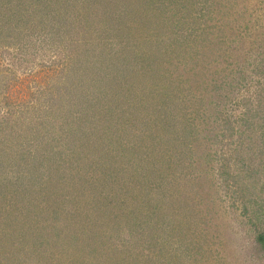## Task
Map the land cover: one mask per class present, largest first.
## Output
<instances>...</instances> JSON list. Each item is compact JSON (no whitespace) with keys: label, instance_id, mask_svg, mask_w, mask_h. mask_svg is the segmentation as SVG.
<instances>
[{"label":"rangeland","instance_id":"1","mask_svg":"<svg viewBox=\"0 0 264 264\" xmlns=\"http://www.w3.org/2000/svg\"><path fill=\"white\" fill-rule=\"evenodd\" d=\"M260 234L264 0H0V264H264Z\"/></svg>","mask_w":264,"mask_h":264},{"label":"trees","instance_id":"2","mask_svg":"<svg viewBox=\"0 0 264 264\" xmlns=\"http://www.w3.org/2000/svg\"><path fill=\"white\" fill-rule=\"evenodd\" d=\"M258 243L260 245L259 250L264 254V234L258 235Z\"/></svg>","mask_w":264,"mask_h":264}]
</instances>
